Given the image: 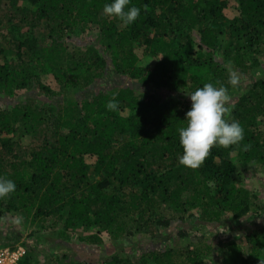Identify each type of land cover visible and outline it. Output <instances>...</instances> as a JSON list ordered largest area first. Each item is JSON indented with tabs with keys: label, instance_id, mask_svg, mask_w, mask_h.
I'll return each mask as SVG.
<instances>
[{
	"label": "trees",
	"instance_id": "obj_1",
	"mask_svg": "<svg viewBox=\"0 0 264 264\" xmlns=\"http://www.w3.org/2000/svg\"><path fill=\"white\" fill-rule=\"evenodd\" d=\"M111 2L0 0V176L16 184L0 222L49 220L65 241L77 231L79 243L113 244L101 262L68 264H203L210 252L219 264H261L264 206L240 186L233 157L264 167V0H130L125 10L140 15L127 26L103 13ZM87 36L95 42H73ZM206 83L226 88L225 118L244 140L214 146L193 169L178 162V129L187 94ZM30 89L49 100L22 101ZM226 215L251 223L239 244L164 247L163 232L185 239ZM128 241L138 256L122 252ZM23 247L18 264H36Z\"/></svg>",
	"mask_w": 264,
	"mask_h": 264
},
{
	"label": "rangeland",
	"instance_id": "obj_2",
	"mask_svg": "<svg viewBox=\"0 0 264 264\" xmlns=\"http://www.w3.org/2000/svg\"><path fill=\"white\" fill-rule=\"evenodd\" d=\"M75 44L84 45L92 44L95 42V38L87 36L85 40L74 39ZM73 45L72 43L67 45L69 52H72ZM264 68V65H263ZM264 72V70H263ZM263 74L259 73L258 75ZM111 76H107L109 78ZM240 82L248 84L249 78L244 79L240 76L236 77ZM106 78L101 81L102 86L96 85L94 89H91L90 92L96 93L98 88L106 89L108 87L106 83ZM116 82H119L121 86H124L127 81L123 79H116ZM21 100H32L35 103L37 102H47L49 99L44 97L43 94L39 93L35 89H30L20 97ZM55 99V98H54ZM53 99V100H54ZM122 116H127V111L120 113ZM233 161L237 168L241 172L240 177V186H242L249 193L254 194L257 197L256 203L258 205L264 206V167L259 165L245 166L239 164L237 159L233 157ZM260 207V206H259ZM258 214L261 213V209H257ZM260 216V215H259ZM230 216L226 215L223 225L216 226L214 228H201L200 226L194 227L190 234L185 239H179L173 234L168 235V232L165 231L162 233L164 238L162 242H165L164 247L168 245L176 244L178 247L185 245H190L193 249H198L204 245H209L210 247H216L220 244L225 243H237L239 241L235 239L238 230L242 231L247 226H250L249 223L245 221H229ZM261 220V218L259 219ZM258 220V221H259ZM257 221V222H258ZM51 222L47 220L44 223L31 224L30 221L24 216H7L0 222V246L4 245V248H15V246H23L30 251V255L36 264H68L70 261L79 262L82 260H95V262H101L103 255L112 251L113 244L111 242L105 241L99 245H88L85 243L77 242V234L79 232H74L73 237L70 238V241H65V238L58 237L57 230L51 227ZM225 224V225H224ZM95 231V230H93ZM89 233L82 232V236H87ZM104 239V237L102 238ZM72 242V243H67ZM63 244V245H59ZM141 245V244H140ZM122 252L127 255L138 256L139 250L137 248H132L131 243L128 241V244L122 246ZM147 247H151V244H148ZM208 259H205L203 264H219V258L212 252L207 254ZM213 259L215 262H213Z\"/></svg>",
	"mask_w": 264,
	"mask_h": 264
},
{
	"label": "clouds",
	"instance_id": "obj_3",
	"mask_svg": "<svg viewBox=\"0 0 264 264\" xmlns=\"http://www.w3.org/2000/svg\"><path fill=\"white\" fill-rule=\"evenodd\" d=\"M130 0H112L103 7V13L119 19L125 26L132 24L140 15V9L132 6L126 9ZM229 83L237 84L234 77ZM190 99V108L185 113L186 125L178 129L179 144L183 154L178 157L180 165L189 168H198L214 146L228 148L240 145L244 140V129L239 122L226 119L231 109L226 106L229 100L225 87H216L206 83L187 94ZM109 111L118 110L115 98L106 103ZM250 146L243 145L247 150ZM16 189V184L11 179L0 176V199L6 198ZM264 264V262H261Z\"/></svg>",
	"mask_w": 264,
	"mask_h": 264
},
{
	"label": "built area",
	"instance_id": "obj_4",
	"mask_svg": "<svg viewBox=\"0 0 264 264\" xmlns=\"http://www.w3.org/2000/svg\"><path fill=\"white\" fill-rule=\"evenodd\" d=\"M25 249L23 246H15V248L0 249V264H18L24 257Z\"/></svg>",
	"mask_w": 264,
	"mask_h": 264
}]
</instances>
